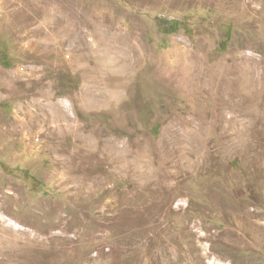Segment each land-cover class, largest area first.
Returning a JSON list of instances; mask_svg holds the SVG:
<instances>
[{"label": "rangeland", "instance_id": "rangeland-1", "mask_svg": "<svg viewBox=\"0 0 264 264\" xmlns=\"http://www.w3.org/2000/svg\"><path fill=\"white\" fill-rule=\"evenodd\" d=\"M0 264H264V0H0Z\"/></svg>", "mask_w": 264, "mask_h": 264}, {"label": "trees", "instance_id": "trees-1", "mask_svg": "<svg viewBox=\"0 0 264 264\" xmlns=\"http://www.w3.org/2000/svg\"><path fill=\"white\" fill-rule=\"evenodd\" d=\"M173 30H175L176 29V23H173Z\"/></svg>", "mask_w": 264, "mask_h": 264}, {"label": "bare ground", "instance_id": "bare-ground-1", "mask_svg": "<svg viewBox=\"0 0 264 264\" xmlns=\"http://www.w3.org/2000/svg\"><path fill=\"white\" fill-rule=\"evenodd\" d=\"M238 91V90H237ZM238 103V102H237Z\"/></svg>", "mask_w": 264, "mask_h": 264}]
</instances>
